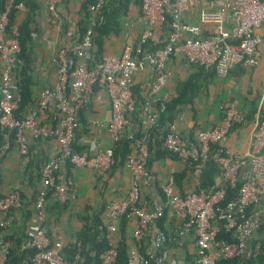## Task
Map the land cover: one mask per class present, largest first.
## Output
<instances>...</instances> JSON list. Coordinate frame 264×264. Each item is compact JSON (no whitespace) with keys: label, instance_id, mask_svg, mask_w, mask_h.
I'll list each match as a JSON object with an SVG mask.
<instances>
[{"label":"built area","instance_id":"obj_1","mask_svg":"<svg viewBox=\"0 0 264 264\" xmlns=\"http://www.w3.org/2000/svg\"><path fill=\"white\" fill-rule=\"evenodd\" d=\"M47 12L54 13L60 0H43ZM195 0H140V12L144 30L135 45L126 44L119 55H104L95 59L93 36L106 22V0H93L89 5L88 26L71 52L77 64L71 69L68 52L61 50L54 58L57 82L52 88L39 92L37 106L23 118H17L20 96L16 86V71L22 66L19 33L13 27L7 34L8 14L12 9L26 12L23 3L6 0L0 9V164L11 148L10 137L26 167L35 151L32 144L40 138L53 137L57 143L56 154L39 170L38 183L24 188L16 184L0 197V264H5L11 247L7 235L14 221L25 218L28 199L32 215L25 224L24 239L20 252L26 253L22 264H80L78 251L69 260L62 254L63 244L53 239L47 225L46 205L50 198L64 203L72 183L61 178L64 166L91 170L100 175L111 171L117 164L114 150L130 125L129 115L134 112L132 94L133 75L145 65L153 71L150 87L152 103H146L134 116L135 125L158 126L161 113L168 102L167 95L156 97L168 84L170 73L167 63L182 56L187 64L214 72L226 78L232 67L258 65V49L262 37L257 30L264 24V0H213L216 8L213 22L216 30L204 36L198 26L184 21ZM167 16L171 17L168 22ZM227 24V28L225 27ZM168 28L165 39L161 35ZM77 24L69 23L66 37L71 39L77 32ZM95 88L103 89L110 100V117L107 130L112 146L97 150L95 154L78 152L75 148L79 128V112L89 106ZM154 103V104H153ZM54 107L57 123L50 131H44L38 123L39 112ZM219 125L199 130L194 139L183 138L173 124L161 129L165 151L191 168L199 176L204 164L212 161L219 169V183L209 190H192L180 195L171 181L161 185L163 198L147 209L143 205L142 188L154 182L148 169L150 157L146 135L128 136L132 151L127 154L124 167L129 173L130 186L125 198L112 199L105 206L106 238L113 244L120 221L134 223L132 238L139 242L148 232L154 231L152 250L141 253L131 249L127 264H178L170 261L165 248L166 235L157 229V222L166 214L182 218L177 233L182 236L192 232L195 237L196 255L193 264H215L221 259L245 255L255 234L264 221V113L253 121V139L250 151L245 155L232 152L223 146L230 132L247 119L236 104L221 106ZM3 185L0 175V188ZM235 189L236 196L225 201L227 188ZM28 199L22 198V194ZM220 232L231 234L234 241L218 238ZM176 238H173L175 241ZM31 252V254H29ZM117 250L111 246L99 255V264H114Z\"/></svg>","mask_w":264,"mask_h":264},{"label":"crops","instance_id":"obj_2","mask_svg":"<svg viewBox=\"0 0 264 264\" xmlns=\"http://www.w3.org/2000/svg\"><path fill=\"white\" fill-rule=\"evenodd\" d=\"M34 1L38 9L31 24V43L27 61L23 62L22 66L31 85L33 108L37 106L39 92L45 88H52L57 82V67L54 63L56 55L61 50L71 53L79 40L77 32L71 39L66 37L67 26L71 22L79 26L86 19L84 9L86 0H60L54 13L46 11L43 0ZM118 9L120 13L115 14L116 22L114 21L109 27V33L102 34L99 38L97 33L94 34L93 50L99 51L100 56L119 55L126 44H137L144 30L140 0L126 2L106 0L107 14ZM215 13L213 0H195L191 10L186 13L184 21L200 27L204 36L212 35L216 30L213 22ZM23 19L24 12H19L18 23ZM225 27L227 28V24ZM257 33L262 37L258 49V65L247 69L237 63L226 78L190 66L182 56L168 61L167 70L170 73L168 84L156 97L162 98L167 95L168 101H172L182 93L184 102L176 106L173 125L183 138L194 139L199 130L219 125L222 117L221 106L234 103L244 113L247 122L236 126L224 140L223 146L239 155H245L250 151L253 121L264 113V24ZM166 34L167 29L164 28L162 41ZM1 66L0 60V69ZM153 78V71L149 65H145L133 75L132 94L135 114L141 111L146 103H152L150 87ZM132 114L128 116L130 125L126 128L122 139L127 140L128 136L137 133L141 136L146 135L148 139L150 151L148 169L153 175L154 182L142 188V199L144 207L151 209L161 201L158 186L170 181L176 172L186 170L187 166L164 152L159 126L137 127ZM57 117L56 109L51 106L39 112L38 123L42 130L50 131L56 125ZM109 117V97L103 89L95 88L89 106L79 112V128L75 138V148L78 152L95 154L97 150L112 146L107 130ZM32 146L35 153L26 167L21 166L15 146H12L3 158L0 164L2 194L8 193L16 184L23 187L24 192L28 186L37 184L40 168L57 151V143L53 137L40 138ZM60 175L62 179L70 181L72 187L67 194L66 202L57 203L53 199L48 200L47 225L53 234V239L66 246L75 241L76 233L83 224L82 216L99 215L102 223L107 224L105 206L112 199L125 198L130 186V177L124 164L119 162L105 174L98 175L91 170L67 165L61 169ZM197 183V176L192 171H187L183 182L184 192L194 190ZM216 183H219L218 179ZM175 192L179 193L177 188ZM26 208L32 215L31 205H27ZM24 220L19 216L15 220V225L23 224ZM181 220L182 218L165 215V230L169 234H176V240L172 243H164V246L169 251L170 261L175 259L178 264H193L196 255L195 237L192 232H185L182 236L177 233ZM14 229L12 226L9 233ZM133 229L134 223L128 222L126 236L131 249L138 248L141 253L150 252L155 232L150 231L139 242H135L132 238ZM157 229L160 230L158 224ZM117 239L116 234L113 242L115 243Z\"/></svg>","mask_w":264,"mask_h":264},{"label":"trees","instance_id":"obj_3","mask_svg":"<svg viewBox=\"0 0 264 264\" xmlns=\"http://www.w3.org/2000/svg\"><path fill=\"white\" fill-rule=\"evenodd\" d=\"M120 2H126L129 0H119ZM6 0H0V9L3 10L5 6ZM23 3L27 9L26 12H24V19L18 23L17 21V15L19 14V11L16 9H12L8 14V26H7V34L10 33L11 29L13 27H16L19 33V44L21 48L20 52V58L22 62L27 61L28 57V51L30 48L31 43V24L34 21L35 13L38 9V5L34 0H16L17 3ZM93 2V0H86L84 4V9L86 12V19L82 21L78 28L77 33L79 34V39L82 37L84 32L86 31V28L88 26V18H89V5ZM120 13V9L116 11H112L109 14L106 12V22L103 26L98 28L95 33H97L98 38L102 34H108L109 33V27H111L112 23L115 20V14ZM117 19V18H116ZM168 22L171 20L170 16H167ZM167 32L168 28L166 26ZM92 42L94 43V36L92 39ZM95 59H99L102 56H100L99 51H93ZM68 59L71 63V69L75 67L76 59L73 56L72 53L68 54ZM23 66V64H22ZM22 66H20L15 75L16 80V86L18 89V93L20 96V101L18 105V110L15 112V116L17 118H23L27 112L32 109L34 106V98L32 95V89L31 85L29 83L28 78L25 76V69H22ZM19 72V73H18ZM183 98L182 93L178 96L177 99L168 101L166 103V108L163 113H161L158 126L160 129L164 128L167 124H173V120L175 117V109L177 105L182 104ZM135 114V112H134ZM134 114H132V117L134 118ZM162 134V133H161ZM136 136H141V134L137 133ZM150 138V137H149ZM11 141V147L14 146L13 138L10 137ZM163 142V138L161 136V143ZM3 143V136L0 134V146ZM131 140L122 139L119 144L116 146L114 150L115 159L120 164H124L125 158L128 153L132 151V145ZM33 145V144H32ZM34 147L32 146V149ZM164 150V149H163ZM165 153L171 155L174 158H177L175 155L168 153L164 150ZM33 158V157H32ZM187 171H192L191 168L187 167ZM186 170L181 172H176L173 174L172 179L170 180L174 186V188H177L179 191L178 194L184 195L186 192H184L183 188V182L186 177ZM38 177V175H37ZM219 177V169L218 166L213 163L212 161H208L204 164L199 176L197 177V185L194 189L196 190H209L214 184H216V180ZM158 192L161 196L160 198H163L161 186H158ZM236 190L227 188V196L225 201H229L233 199L236 196ZM3 196V194L0 192V197ZM22 198L28 199L25 194H22ZM52 198H50L51 200ZM31 200L28 199L27 205H30ZM31 218V211L26 209L25 212V220L23 221V224L15 225L16 222L14 221L13 226L14 230L12 233H8L7 239L11 242V247L9 249L7 260L5 264H22L23 261L26 259L27 254L20 252L19 247L21 242L24 239V231H25V224L28 221V219ZM165 216L158 220L157 224L159 226V229L166 235V244L172 243L173 238H176V234H169L165 230L164 226ZM82 227L81 229L76 233V239L73 243H69L66 246L62 248V254L69 260L73 259L75 254L78 251L77 244L80 243V255H81V262L80 264H99L100 259L99 255L102 252H105L107 249H109L111 246H114L117 250V258L114 264H127V259L129 252L131 250V246L128 242V237L126 236L127 232V226L128 222L126 220H121L118 226V239L110 243V241L106 238V233L104 229H100V226H104L102 221L99 218V215H96L94 217H88V216H82ZM11 231V230H10ZM218 238L227 240L228 242L234 241L231 234L220 232L218 235ZM31 254V252L29 253ZM215 264H264V221L260 225V229L255 234L248 252L240 257L232 258V259H221L218 260Z\"/></svg>","mask_w":264,"mask_h":264}]
</instances>
